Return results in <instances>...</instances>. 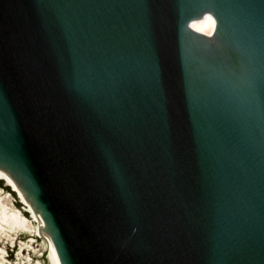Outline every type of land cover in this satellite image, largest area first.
<instances>
[{"label": "water", "instance_id": "1", "mask_svg": "<svg viewBox=\"0 0 264 264\" xmlns=\"http://www.w3.org/2000/svg\"><path fill=\"white\" fill-rule=\"evenodd\" d=\"M0 169L61 264H264V0H0Z\"/></svg>", "mask_w": 264, "mask_h": 264}, {"label": "rangeland", "instance_id": "2", "mask_svg": "<svg viewBox=\"0 0 264 264\" xmlns=\"http://www.w3.org/2000/svg\"><path fill=\"white\" fill-rule=\"evenodd\" d=\"M3 183L10 187L4 180ZM4 209L8 213L13 210L21 212L28 219L27 224H29L28 230L23 227L15 228L9 230L0 239V249L4 251L5 264H52L47 240L35 233L39 225L33 221V214L25 208L18 193L13 194L0 185V212Z\"/></svg>", "mask_w": 264, "mask_h": 264}, {"label": "bare ground", "instance_id": "3", "mask_svg": "<svg viewBox=\"0 0 264 264\" xmlns=\"http://www.w3.org/2000/svg\"><path fill=\"white\" fill-rule=\"evenodd\" d=\"M216 25V24H215ZM214 28L209 29L208 31H205L203 33L210 34L214 31ZM0 179H3L7 185H9L14 192L19 194L21 196V199L25 205V208L29 210L33 214V221L37 222L39 227L35 231L37 235H40L44 237L47 240L48 249L50 251V259L52 264H61L60 258L58 256L57 250L54 246V243L51 239V236L47 232V228L45 226V223L41 217V215L35 211L32 203L27 198L23 190L20 186L16 183L14 178L11 176V174L3 169H0ZM7 196V195H6ZM28 219L21 214L19 211L13 210L11 213H8L5 209L0 212V239L3 237L4 234H7L9 230L15 229V228H27L29 229V224H27ZM31 227V226H30ZM32 229V228H31ZM4 251L0 249V264H5L4 262Z\"/></svg>", "mask_w": 264, "mask_h": 264}, {"label": "trees", "instance_id": "4", "mask_svg": "<svg viewBox=\"0 0 264 264\" xmlns=\"http://www.w3.org/2000/svg\"><path fill=\"white\" fill-rule=\"evenodd\" d=\"M0 185H2L4 188L8 189V190L11 191L13 194H15V192L12 191V190L10 189V187H7V186L4 185L3 181H0ZM17 196H18V195H17Z\"/></svg>", "mask_w": 264, "mask_h": 264}]
</instances>
